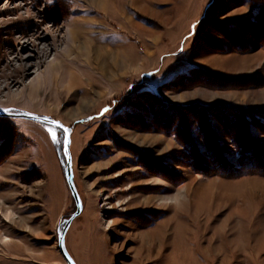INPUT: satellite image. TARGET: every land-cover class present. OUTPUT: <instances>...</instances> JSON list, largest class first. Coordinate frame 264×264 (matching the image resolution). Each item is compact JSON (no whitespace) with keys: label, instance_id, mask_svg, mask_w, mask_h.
Returning <instances> with one entry per match:
<instances>
[{"label":"rangeland","instance_id":"1","mask_svg":"<svg viewBox=\"0 0 264 264\" xmlns=\"http://www.w3.org/2000/svg\"><path fill=\"white\" fill-rule=\"evenodd\" d=\"M113 2L0 0V112L69 129L82 207L67 253L76 264H264V0ZM72 28L109 65L72 49ZM64 64L83 70L68 92ZM63 137L0 115V264H66L57 240L76 206Z\"/></svg>","mask_w":264,"mask_h":264},{"label":"bare ground","instance_id":"2","mask_svg":"<svg viewBox=\"0 0 264 264\" xmlns=\"http://www.w3.org/2000/svg\"><path fill=\"white\" fill-rule=\"evenodd\" d=\"M91 3H95V6L99 9H101L102 11H109V12H114L113 9H115L114 6V2L113 0H89ZM128 3V0H120V4L122 6H126ZM123 19L125 20L126 23H128L127 18L123 17ZM86 27V26H84ZM83 27V28H84ZM88 28V27H87ZM89 33L87 32V29L81 30V31H77L75 28H72L70 30V42H71V48L75 49L77 51H81L85 52L86 55L88 56L87 62L88 64L92 61L93 63H95L96 65H100V64H106L109 65V63L107 62V60L109 59V54L108 51H104L103 52V48H101V46L99 47L97 44V42H95L96 44L91 43L90 41V37H88ZM94 35V34H93ZM38 38V36H37ZM94 38V37H93ZM105 49V48H104ZM76 51V52H77ZM84 55V56H86ZM111 55V53H110ZM114 55V53H113ZM112 55V56H113ZM111 58V57H110ZM116 59V58H115ZM115 59H113L115 61ZM120 60L122 62H125L126 60H128L127 58V53L124 50L121 53V57ZM113 61V62H114ZM117 61V60H116ZM87 64V63H86ZM111 64V63H110ZM71 65H65L62 67V65H59L58 69L56 67V65H53L52 70H55V68L58 70L59 74L63 73L65 75V82L64 84H62V88L65 89L67 92L70 91L73 88H77L78 86L82 85V78L81 76L83 75V70H79L80 67L78 66H73V68H75L76 71H78L77 73L74 71H70L69 69L72 68L70 67ZM111 66V65H110ZM99 67V66H98ZM109 67V66H108ZM60 68H63L61 71L59 70ZM77 68V69H76ZM101 68V67H100ZM105 68V67H104ZM106 69V68H105ZM67 70V71H66ZM81 73H80V72ZM30 72L29 69L24 68L22 70H18V74L17 75H12V76H6L4 79V83H3V89H7L10 90L13 86H15L16 84L20 83V79L22 77H24L25 75H27ZM58 72L57 75H55V81L53 82L55 86L53 88V90H51L52 92L56 91V89L59 88V84H58ZM38 82H40L38 80ZM39 84V83H38ZM29 87H32V85H30ZM20 95H24L23 93H20ZM19 95V97H21ZM27 99H29L30 101H32L33 104L34 103V99L37 97V92L33 91V92H29L25 94ZM18 97V98H19ZM18 98H13V101H16ZM187 192V191H186ZM188 195V193L186 194ZM190 196V195H189ZM169 201H167V203H173L175 202L176 199L173 198H167ZM172 218H174V216L172 215ZM171 219V218H170ZM176 221V220H175ZM173 222V221H172ZM177 223V222H175ZM169 225V224H168ZM178 226V225H177ZM179 227V226H178ZM158 229V227H157ZM166 230V229H165ZM160 231V230H159ZM177 232V231H176ZM164 233V232H163ZM146 235V233L144 234ZM158 237V236H157ZM177 237V236H176ZM7 240V239H6ZM174 241V240H173ZM173 243V242H172ZM176 245V244H175ZM173 248V247H172Z\"/></svg>","mask_w":264,"mask_h":264},{"label":"water","instance_id":"3","mask_svg":"<svg viewBox=\"0 0 264 264\" xmlns=\"http://www.w3.org/2000/svg\"><path fill=\"white\" fill-rule=\"evenodd\" d=\"M0 115L3 116H9V117H19V118H25L29 120H33L36 122H40L43 124H49L56 126L60 128L63 133H64V143H63V151H64V157H65V170H64V178L66 181V184L71 192L73 201L76 206V211L65 221L64 225L62 226V229L59 233L58 236V249L65 261L66 264H76L73 258L67 253L64 245H63V239L65 236V233L71 223V221L80 213L81 211V200L79 198L77 189L73 183L72 180V156L70 153V148H69V129L65 127L63 124H61L59 121H56L54 119L44 117V116H39V115H34V114H29V113H24V112H17V113H9V112H0Z\"/></svg>","mask_w":264,"mask_h":264},{"label":"snow or ice","instance_id":"4","mask_svg":"<svg viewBox=\"0 0 264 264\" xmlns=\"http://www.w3.org/2000/svg\"><path fill=\"white\" fill-rule=\"evenodd\" d=\"M53 138H55V134L53 133Z\"/></svg>","mask_w":264,"mask_h":264}]
</instances>
